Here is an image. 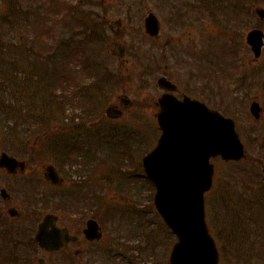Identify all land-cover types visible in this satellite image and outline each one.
I'll return each mask as SVG.
<instances>
[{"label":"rangeland","instance_id":"obj_1","mask_svg":"<svg viewBox=\"0 0 264 264\" xmlns=\"http://www.w3.org/2000/svg\"><path fill=\"white\" fill-rule=\"evenodd\" d=\"M258 7L264 9V0H0V115L6 118L0 127V150L41 167L61 163L60 155H71L69 145L84 142L81 135L89 144L94 141L99 150V190L93 218L103 232L96 245L97 264H168L176 241L156 212L155 190L145 182L140 188L138 180L129 190L127 177L132 175L123 172L134 164L115 162L121 152L115 128L126 130L130 118L136 117L137 128L142 115L146 151L155 146L159 132L154 101L162 94L155 83L161 76L181 94L234 120L247 160L235 164L212 160L216 172L205 198L206 223L220 252L219 264H264V223L258 217L257 224L247 220L244 208L256 194L251 189L264 185L261 166L255 165L257 160L264 163V50L255 60L245 43L250 30L264 33V21L254 13ZM30 9L37 19L27 25L19 22L16 15ZM148 13L160 22L157 40L144 33ZM64 20L74 23L71 30L62 26ZM82 21L87 25L82 27ZM92 29L94 38L88 36ZM82 42L90 49L85 67ZM33 49L37 62L28 54ZM93 66L99 69L95 77L86 74ZM39 67L48 73L39 74ZM10 75L20 78L17 84ZM35 80L33 95L37 92L38 97L31 96L30 102L37 105L43 99L46 84L63 99L50 118L35 116L39 107L24 97L33 91L28 84ZM80 84L86 88L77 91ZM86 90L88 115L77 122L82 114L72 96ZM119 95L132 101L131 109L122 120L109 121L104 110L117 103ZM252 101L262 108L257 121L249 113ZM54 145L63 147L55 152L48 147ZM139 153L132 160H141ZM51 210L62 217L61 209Z\"/></svg>","mask_w":264,"mask_h":264},{"label":"water","instance_id":"obj_2","mask_svg":"<svg viewBox=\"0 0 264 264\" xmlns=\"http://www.w3.org/2000/svg\"><path fill=\"white\" fill-rule=\"evenodd\" d=\"M255 13L264 20V9H256ZM144 28L150 37H158L160 26L154 14L145 18ZM245 41L254 58H260L264 33L253 29ZM157 87L166 92L176 90L163 77L158 79ZM118 99L125 108L131 104L124 96ZM156 105L155 118L161 135L156 147L144 157L143 167L156 188V210L178 239L170 252L169 264H218V250L209 234L204 212V196L211 189L215 171L211 159L220 157L225 162H237L245 157L244 146L232 119L197 100L184 97L178 101L166 93ZM249 111L254 119L260 118L261 107L257 102L251 103ZM105 113L111 119L122 115L114 106H109ZM24 165L4 153L0 156V168L9 173L17 168L22 171ZM45 176L52 184L60 183L52 166L46 169ZM55 221V216L47 215L35 236L39 245L48 251H56L69 241L64 230L54 226ZM84 234L90 241L101 237L100 228L93 220L87 222Z\"/></svg>","mask_w":264,"mask_h":264},{"label":"flooded vegetation","instance_id":"obj_3","mask_svg":"<svg viewBox=\"0 0 264 264\" xmlns=\"http://www.w3.org/2000/svg\"><path fill=\"white\" fill-rule=\"evenodd\" d=\"M175 95L178 99L185 96L179 89ZM139 119L137 128L136 117L128 119L126 134L122 127L115 128L121 150L116 153L115 162L122 166L124 163L134 164L133 170L126 166L128 173L127 170L123 172L132 175L127 177L129 190L136 180L140 188H143L142 182L146 183L142 166L143 157L147 154L146 129L141 114ZM79 139L84 144L78 141L68 144L67 149L72 156L65 155L61 159L62 164L58 162L55 167L62 180L60 185L53 186L45 179L44 166L27 165L23 172L17 170L15 173L0 168V264H97L96 245L99 241L87 240L83 231L86 222L94 219L93 215L97 212L99 150L91 143L94 141L87 143L83 135ZM4 152L7 153L0 150V154ZM137 152L143 156L141 160L134 161L132 159ZM76 165L78 169L74 170ZM56 205H60L63 212L62 217L56 214V226L65 230L72 239L62 249L49 252L40 248L34 236L38 225Z\"/></svg>","mask_w":264,"mask_h":264},{"label":"trees","instance_id":"obj_4","mask_svg":"<svg viewBox=\"0 0 264 264\" xmlns=\"http://www.w3.org/2000/svg\"><path fill=\"white\" fill-rule=\"evenodd\" d=\"M45 1L46 0H44V3H45ZM13 15L15 16L16 14L14 13ZM16 16L18 18V21L21 22V23H23V24H25V25L31 24L33 20L37 19L36 17H34V16H37L36 15V11H32L31 9L30 10H24V11H22V13H19V17H18V15H16ZM66 25H67V28L69 29V28H71L72 23H70L67 20ZM19 29H23V28H19ZM81 45H82L81 49H83L82 52H87V55L85 56V58H83V60L81 62V64H83L84 67H85L86 66V63L89 60L88 58H89L90 54L88 55V52L90 53V49L89 48L87 49V45L84 42H82ZM33 51H34V49H33ZM30 52H31V50H30ZM30 52L28 53L29 54V57H32L33 58L32 60L35 61V62H37V58L39 57L38 54L35 51H34L33 54H30ZM97 54H99V51H97ZM40 59L42 60V58H40ZM83 65H82V67H83ZM38 70L39 71H37V72H39V74H40V72H42L43 75L48 73V72H45V70L42 71V67H39ZM83 70H84V68H83ZM88 71H89V74L92 73L93 75H97V72L99 71V69L96 68L95 66H93L92 69L91 70H88ZM39 74H37V81L39 80ZM100 74L101 73H99V75ZM69 76H71V75H69ZM8 77L10 78V81L11 82H14L16 84H17V81L20 80V78H17V77H15V79H13V75H10ZM53 77H55V73H53ZM102 79H103V77L100 76V80L101 81H102ZM35 82H36V80L33 81V83H29L28 84L29 86L32 87V90L33 91L28 92L24 97H26V99H28V101L27 100L26 101L28 102L29 105H31L32 107L33 106L39 107V110H37L36 113L34 114L35 116H37L38 118H43V119H44V117L45 118H47V117L50 118L55 113V111H54L55 106L56 105L60 106L61 100H63V99L61 97L54 96V93L52 92V90H49V84H46L45 89L47 88V90L43 94V99L37 105L35 103H33V102H30L29 99L31 98V96H33L34 98L38 97L37 92L35 93V95H33L34 94V91H35V89H34V83ZM26 83H28L27 79H26ZM97 84H100V83H97ZM86 97H87V93L82 95V100L83 101L85 100L83 103L84 104H89L90 101H89V99H86ZM263 144H261V146H263ZM261 150H264V147H261ZM254 193H256V194L255 195H251L249 197V199H247L245 201V203H244V208L248 212L247 220H249V221L252 220L253 221L254 220V217L255 218L258 217L259 221L261 223H264V219H262V217H264V192L257 191V192H254ZM262 220H263V222H262ZM257 222L258 221L254 220L253 223L254 224H257ZM252 242H253L254 245L257 244V242H255L254 240Z\"/></svg>","mask_w":264,"mask_h":264}]
</instances>
